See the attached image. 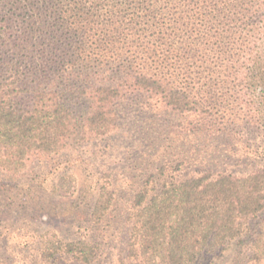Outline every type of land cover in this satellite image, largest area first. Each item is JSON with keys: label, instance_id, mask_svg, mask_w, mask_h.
Segmentation results:
<instances>
[{"label": "trees", "instance_id": "trees-1", "mask_svg": "<svg viewBox=\"0 0 264 264\" xmlns=\"http://www.w3.org/2000/svg\"><path fill=\"white\" fill-rule=\"evenodd\" d=\"M138 95L185 116L182 130L264 138V0H0V171L19 176L72 140L110 134L116 107ZM71 96L83 115L66 105ZM166 171L133 195L128 264H213L233 241L264 264V165ZM113 201L100 184L87 223L104 221ZM98 251L91 236L56 234L38 249L45 262L81 264Z\"/></svg>", "mask_w": 264, "mask_h": 264}, {"label": "rangeland", "instance_id": "rangeland-1", "mask_svg": "<svg viewBox=\"0 0 264 264\" xmlns=\"http://www.w3.org/2000/svg\"><path fill=\"white\" fill-rule=\"evenodd\" d=\"M65 103L77 115L84 114L81 98L71 96ZM116 108L117 127L110 134L72 140L52 158L29 161L19 176L0 171V264H81L67 257L43 261L40 241L51 234L96 239L99 251L90 264H128L131 201L137 187L159 166L167 167L166 175L185 177L206 167L244 174L264 165L260 134L243 130L217 136L182 130L177 123L186 117L147 95ZM102 183L113 190L114 201L106 219L92 226L85 217ZM257 221L252 226L257 227ZM248 257L247 241L244 245L233 241L222 258L212 261L250 264Z\"/></svg>", "mask_w": 264, "mask_h": 264}]
</instances>
